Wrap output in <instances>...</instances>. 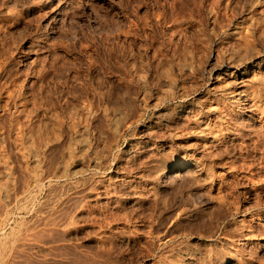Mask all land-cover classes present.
Listing matches in <instances>:
<instances>
[{
    "label": "rangeland",
    "instance_id": "374dc122",
    "mask_svg": "<svg viewBox=\"0 0 264 264\" xmlns=\"http://www.w3.org/2000/svg\"><path fill=\"white\" fill-rule=\"evenodd\" d=\"M0 264H264V0H0Z\"/></svg>",
    "mask_w": 264,
    "mask_h": 264
},
{
    "label": "bare ground",
    "instance_id": "6f19581e",
    "mask_svg": "<svg viewBox=\"0 0 264 264\" xmlns=\"http://www.w3.org/2000/svg\"><path fill=\"white\" fill-rule=\"evenodd\" d=\"M238 36H239V35H238ZM231 77H232V76H231ZM235 77H236V76H235ZM238 79H241V78H238ZM233 80H235V79H233ZM231 81H232V80H231ZM231 81H230V82H231ZM240 81H241V80H240ZM230 82H228L227 86L229 85ZM235 82H236V81H235ZM245 82H246V81H245ZM233 83H234V82H233ZM232 85L236 88V85H237V84H236V85L232 84ZM229 86H231V83H230ZM238 86H239V85H238ZM227 88H228V87H227ZM235 93H236V92H235ZM83 147H84V146H83ZM3 207H4V206H3ZM26 210H27V209H26ZM41 219H42V218H41ZM40 223H41V222H40ZM41 232H42V231H41ZM51 232H52V231H51ZM40 238H41V237H40ZM49 238H50V237H49ZM24 240H25V239H24ZM10 242H11V241H10ZM39 242H40V241H39ZM47 243H48V242H47Z\"/></svg>",
    "mask_w": 264,
    "mask_h": 264
}]
</instances>
